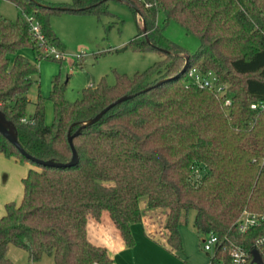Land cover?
I'll list each match as a JSON object with an SVG mask.
<instances>
[{"label": "trees", "instance_id": "1", "mask_svg": "<svg viewBox=\"0 0 264 264\" xmlns=\"http://www.w3.org/2000/svg\"><path fill=\"white\" fill-rule=\"evenodd\" d=\"M11 1L24 15L33 14L47 43L61 50L49 14L99 11L106 0H72L63 7ZM120 1L145 27L133 37L135 48L164 56L132 76L115 72L114 84L101 78L74 101L65 99L64 84L54 79L50 124L44 122L40 96L26 116L27 91L38 68L19 52L29 46L47 57L45 45L32 35L25 16L11 20L0 14V111L26 153L59 163L23 155L0 133L1 153L33 164L22 178L20 202L7 201L0 216V264H12L8 244L25 248L34 261L48 255L53 264H111L107 249L87 237L88 217L98 219L103 211L130 246L131 224L141 221L145 210H164L167 242L179 250L178 222L192 209L197 234L218 236L210 258L224 264L237 247L251 252L264 233V217L245 232L236 225L245 209L264 215V0ZM159 12L163 26L157 23ZM170 20L197 35L194 52L164 36ZM191 67L213 71L226 85L223 94L191 83ZM122 95L132 96L85 124ZM69 136L78 157L74 164H67ZM251 259L246 264H253Z\"/></svg>", "mask_w": 264, "mask_h": 264}, {"label": "rangeland", "instance_id": "2", "mask_svg": "<svg viewBox=\"0 0 264 264\" xmlns=\"http://www.w3.org/2000/svg\"><path fill=\"white\" fill-rule=\"evenodd\" d=\"M43 3L63 7L72 4V0H44ZM0 14L11 20H15L18 16H26L11 0H0ZM49 22L62 43L61 50L54 46L60 52L59 58H54L46 46L43 53L47 57H39L29 46L19 49V52L35 63L38 68V73L34 75L35 80L27 91L29 102L26 106V116L34 112V102L40 96L44 105L46 124H50L54 118L53 102L49 96L54 79L64 84L65 99L74 101L81 96L82 89L90 83L96 85L101 78H104L108 84H114L115 72L132 76L164 56L156 49L135 48L133 37L143 27L142 20L136 18L131 8L120 0H106L99 11H54L49 14ZM157 23L161 26L164 24L162 12L157 14ZM162 32L166 38L179 44L188 52H194L200 44L197 35L186 31L174 20L164 25ZM0 155L4 157V160L0 161V185L4 184L3 177L8 175L5 185L9 191L8 194L13 196L6 201L0 200L1 216L5 212L4 206L7 201L20 202L23 195L22 178L33 164L29 160L6 156L1 152ZM0 197L3 198V194L0 193ZM157 214L155 212L153 224L159 222ZM193 218L194 210L190 209L186 214H181L178 222L183 249L187 251H184L186 255L192 247H197L205 253L202 245L204 237L195 231ZM6 255L12 264H53L52 257L48 255H43L39 260H31L25 248L13 244L7 245ZM169 257H172L174 261H180L170 256L165 250H162L161 254H154L152 260L157 261L154 264H170Z\"/></svg>", "mask_w": 264, "mask_h": 264}, {"label": "crops", "instance_id": "3", "mask_svg": "<svg viewBox=\"0 0 264 264\" xmlns=\"http://www.w3.org/2000/svg\"><path fill=\"white\" fill-rule=\"evenodd\" d=\"M3 158L0 155V161H3ZM7 178L8 175H5L3 177L4 184L0 185V193L3 194V198L0 197L2 201L13 197L8 194L9 191L5 185ZM155 212L159 216L157 224L152 223L153 218L156 217ZM165 216L166 212L164 210H145L141 221L134 222L132 223L133 225L131 224V227L135 226V228H131L134 243L129 246L125 244L107 211H103L98 219L93 216L88 217L86 226L87 237L93 244L107 249L108 254L112 258L111 264H154L157 261L152 260L153 255L156 253L161 254L162 250L180 260L174 261L172 257H169L171 259L170 264H210V253L206 250L203 253L197 247H192L189 250V254L186 255L183 243L182 248L179 250L174 249L168 244V233L163 227ZM135 223L137 225H134ZM201 236L204 237L203 235Z\"/></svg>", "mask_w": 264, "mask_h": 264}, {"label": "built area", "instance_id": "4", "mask_svg": "<svg viewBox=\"0 0 264 264\" xmlns=\"http://www.w3.org/2000/svg\"><path fill=\"white\" fill-rule=\"evenodd\" d=\"M26 20L28 21L30 31L32 35L40 42L43 43L49 49V53L52 54L55 58L60 57V52H58L54 45L48 44L42 31L38 20L33 15H26ZM188 76L190 77V82L194 85L201 87V88H208L217 93V95L223 94L226 89V85L218 81L217 75L213 71H206L202 72L198 70L196 67H191L188 69ZM89 85H92L90 83ZM226 104L230 103V99L227 98L225 100ZM251 108H256L257 106H262V104L251 103ZM25 120V118H22ZM264 162V157L262 161ZM264 215L260 213L250 212L248 210H243L240 216L237 218L236 225L240 232H245L250 226L257 225L261 222ZM219 239L218 236L213 233L209 232L208 234L204 235L202 240L203 249L206 251H210L211 255H214V249L218 245ZM254 248L258 251H262L264 253V233L258 236L254 241ZM260 253V252H259ZM252 258L251 252L244 250L241 247H237L232 250L231 252V262L230 264H246L249 258ZM210 264H224L223 261L217 259L210 258ZM256 264V263H253Z\"/></svg>", "mask_w": 264, "mask_h": 264}, {"label": "water", "instance_id": "5", "mask_svg": "<svg viewBox=\"0 0 264 264\" xmlns=\"http://www.w3.org/2000/svg\"><path fill=\"white\" fill-rule=\"evenodd\" d=\"M143 30H145V27L143 25ZM186 60L188 59L187 56L185 57ZM162 81V80H161ZM161 81H158L157 83H160ZM132 95H122L119 98H117L116 100H114L113 102L109 103L107 106H105L103 109H101L98 113H96L93 117H91L85 124H90L93 123L95 121H97L109 108H111L112 106H114L115 104L126 100L128 98H130ZM0 133L10 142L12 143L20 153H22L23 155L37 161L40 163H44V164H59V163H55L52 160H40L37 159L33 156H30L28 153H26V151L21 147V145L19 144L17 137H16V132H15V128L13 123L6 119L4 114L0 111ZM68 141L69 144L71 146L72 149V156L70 161L67 164H74L77 162L78 157H77V153L73 147L72 144V137L69 136L68 137ZM251 255H252V259L251 262L252 263H256V264H264V261L259 253V251L256 248L251 249Z\"/></svg>", "mask_w": 264, "mask_h": 264}]
</instances>
